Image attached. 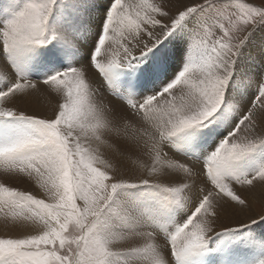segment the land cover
Returning <instances> with one entry per match:
<instances>
[{"label": "snow or ice", "instance_id": "snow-or-ice-1", "mask_svg": "<svg viewBox=\"0 0 264 264\" xmlns=\"http://www.w3.org/2000/svg\"><path fill=\"white\" fill-rule=\"evenodd\" d=\"M221 2L203 0L193 7L181 4L179 0H165L164 4H150L148 0H137L136 3L115 0L94 53L93 66L105 76L121 66L129 67L159 48L197 9L212 8ZM234 3L239 9L237 12L218 9L222 19L215 31L205 33L199 41L198 59L193 60L162 93L129 103L126 114L114 115L109 105L96 99V90L85 82V69L68 71L47 81V86H55L57 92H67V100L58 115L54 110L51 117L32 119L28 128L19 130L10 142L0 145V169L4 174L27 177L49 197L46 202L0 183V216L5 227L10 226L5 237L15 233V238H0V260L4 264H163V259L155 254L154 237L150 232L130 236L132 241L139 242V247L113 250L112 246L104 244V237L115 234L105 219V209L120 189L151 181L166 187L167 191L179 193L194 180V170L169 160L162 146L176 133L209 121L220 109L224 87L233 75L242 48L254 29L264 23V4L254 7L252 0H234ZM51 12L52 0L26 4L7 23L0 38L9 50L42 44ZM110 32L114 35L110 36ZM109 41H114L118 47L112 49L113 56L109 61L101 62L97 58L102 53L107 57L105 44ZM108 47L112 48V44ZM137 48L139 55H135ZM167 55L161 52L144 72L155 75L163 71ZM178 86L179 94L171 91ZM257 86L261 89L259 96L243 113L240 126L221 143L208 162V175L219 191L202 186L199 206L193 216L171 237L178 260L205 242L208 233L213 231V217L219 214L217 205L221 201L228 203L224 197H231L245 212L249 210L248 200L233 193V184L247 186L249 191L264 188V169L256 176L239 177L232 183L224 182L220 176L222 168L241 159L258 145H264V79ZM25 89H31V94L40 91L35 83L18 82L0 94V118L29 120L27 115L12 110L16 93ZM165 93L171 99L166 97L165 107L158 111V96ZM213 109V114L205 115ZM130 116H139L148 127L143 131L133 127L127 122ZM109 137L119 138L151 161L147 165L133 161L134 169L139 173L135 181L130 182L119 170H113L110 176L107 171L110 165L100 159L97 149L86 144L95 142L99 148L106 145ZM97 164H103L105 170H100L95 166ZM167 169L182 173L188 183L171 187L159 184ZM77 201H82V206ZM196 217L199 220L194 223ZM247 218L251 222L264 220V212ZM21 228L25 231L20 232ZM127 253H143L145 259H116Z\"/></svg>", "mask_w": 264, "mask_h": 264}, {"label": "bare ground", "instance_id": "bare-ground-1", "mask_svg": "<svg viewBox=\"0 0 264 264\" xmlns=\"http://www.w3.org/2000/svg\"><path fill=\"white\" fill-rule=\"evenodd\" d=\"M28 1L31 0H0V37L7 23L15 13L23 10ZM193 1L179 0L181 4L186 3L189 6L194 3ZM66 2L68 5L57 1L53 6L42 44L9 50L0 38V94L12 89L18 82L25 84L32 82L40 89L36 94H31V89L16 93L12 110L27 115L29 120L14 119L13 125L9 123L11 118H0V145L10 142L19 130L28 128L32 119L51 117L54 110L58 115L59 109L67 100V92L66 90L57 92L55 86H47V81L53 76L85 69V82L89 83L90 88L96 90V99L109 105L114 115H121L126 114V106L129 103L141 102L158 95L159 92L162 93L178 79L193 60L199 57L196 32L198 28L195 24L196 19L193 17L195 21L187 19L179 27L180 30L174 31L153 53L139 58L129 67L121 66L105 76L93 66V60L115 0H66ZM95 2L99 3L96 8L92 6ZM136 2L137 0H125V3ZM148 3L164 4L165 0H148ZM64 14H68L66 18ZM156 15L159 19V15ZM80 22H87L88 25ZM156 31L159 29L157 28ZM52 34L56 36V41L50 45V42L46 40ZM93 35H95L94 38ZM109 35L114 34L110 32ZM143 38L147 40V36ZM109 43L112 44V48L108 47ZM117 47L114 41L106 42L107 57L102 53L97 59L101 62L109 61L113 56L112 49ZM161 52L168 54L163 71L155 75L146 74L144 69L158 58ZM135 55H139V48L136 49ZM89 58H91V65L87 64ZM48 72L51 74L46 78L42 77V74ZM263 74L264 31L260 30L246 43L243 54H240L236 61L233 75L224 87V98L220 109L209 118V121L203 122L200 126L191 127L196 128V135L199 136L192 135V130L189 128L184 129L169 137L162 146L169 160L190 166L196 173L189 187L183 188L179 193L167 191L166 187H160L158 184H138L135 188L122 189L123 191L115 194L111 203L113 205L110 204V209L108 208L105 213L106 221L113 233L133 236L138 235L131 234L136 229H139L142 234L150 232L158 241H153L155 254L161 258L162 253L166 256L167 262L168 256L174 254L179 264H257L259 261L264 264L261 260L264 258V224L254 226L253 222L247 218L250 215H256L255 205L257 201L264 199V188L260 187L249 191L246 190L247 186L233 184L231 186L233 193L248 200L249 210L245 212L231 200V197H224L228 203L221 201L217 205L219 214L213 217V231L208 233L205 242L182 260H178L174 250H170L171 237L193 216L195 208L199 206L201 187L207 186L209 190L219 191L214 185L211 186L213 182L208 175V162L232 130L240 126L243 113L258 98L261 89L257 85L264 79ZM171 91L179 94V86ZM166 97L171 99L167 93L158 96L160 102L158 111L165 107ZM153 103L156 104L157 101ZM127 122L141 131L148 127L147 122L141 121L139 116H130ZM206 127L210 130L207 131ZM210 142H214L213 146ZM86 144L92 149H97L101 160L102 156L108 160L107 163L110 165L108 170L111 175L113 170H119L130 182L135 181L139 175L134 169L136 165L133 161L146 165L151 163L145 154L133 151L130 146L123 144L116 137L107 138L106 145L99 148L95 142H86ZM107 145L112 147L109 148ZM211 146L215 148L211 149ZM196 153L200 156L204 155V159L202 157L204 161L198 162ZM262 169H264V145H258L241 159L234 160L227 167L222 168L220 176L224 182L232 183L239 177L256 176ZM0 171L3 172V169ZM12 177L11 179L17 178ZM11 179L5 181L10 182ZM24 180L26 183L11 187L33 194L38 186L28 178ZM182 183H188L184 181L183 174L171 169H167L159 181V184L167 187ZM132 206L136 209L130 210ZM189 208L193 210L189 211ZM198 220L199 217H196L194 223ZM260 222L262 220L257 223ZM145 225L146 228H144ZM249 226L252 228L249 229ZM9 230L10 226L6 228L0 216V238H15V233L5 237V233ZM19 231L24 232L25 229L21 228ZM131 245L140 246L138 241H130L120 242L112 247L116 250L130 248ZM203 245L210 247V251L200 254L202 251L199 252V250L203 248ZM198 255L200 258L196 257ZM116 259L140 261L145 259V254L127 253ZM168 264H171V261Z\"/></svg>", "mask_w": 264, "mask_h": 264}, {"label": "rangeland", "instance_id": "rangeland-1", "mask_svg": "<svg viewBox=\"0 0 264 264\" xmlns=\"http://www.w3.org/2000/svg\"><path fill=\"white\" fill-rule=\"evenodd\" d=\"M59 2V3H61V1H62V3H65V5H68V3L66 2V0H52V12H53V6H55L56 5V2ZM32 2H43V0H31V1H28V3H32ZM194 3H192V4H190V6H193V7H195V6H197L198 4H200V3H202L203 2V0H194L193 1ZM246 2H248V0H246ZM27 3V4H28ZM252 4H253V6L254 7H259V6H261L262 4H264V0H252ZM94 8H96V7H98L99 6V3H97V2H95L93 5H92ZM227 9V11L228 12H237L239 9L236 7V5H235V3H234V0H222V2L220 3V4H218V5H216V6H214V7H212V8H209L208 6H205L203 9H197L195 12H193L188 18H186V20L187 19H193L194 20V18L196 19V21H195V24H196V26H197V41L199 42L200 40H201V38L204 36V34L205 33H207V32H209V31H215L214 29H215V27H217L218 26V24H219V22L221 21V19H222V16H220V14H219V12H218V9ZM51 12V13H52ZM67 15L68 14H64V17L66 18L67 17ZM194 17V18H193ZM186 20L183 22V23H185L186 22ZM80 23H82V24H84V25H88L87 24V22H80ZM182 23V24H183ZM181 24V25H182ZM181 27V26H180ZM178 30H180V28L178 29H176L175 31H178ZM260 30H263L264 31V23H262V24H259L255 29H254V31L252 32V34L250 35V37H249V39H248V41L250 40V39H252L254 36H255V34H256V32H259ZM174 33V32H173ZM104 34V33H103ZM219 36V33H217V37ZM95 37V35H93V38ZM97 37V36H96ZM102 37H100V39H101ZM176 40H178V39H176ZM175 40V41H176ZM55 41H56V36H54L53 34H52V36H50L47 40H46V42H50L49 44L51 45V44H54L55 43ZM247 41V42H248ZM47 45V44H46ZM64 46H65V44H64ZM244 48H245V46L242 48V53H240V54H243V52H244ZM153 53V52H152ZM240 56V55H239ZM243 56V55H242ZM92 58V57H91ZM91 58H89L88 59V61H87V64L88 65H91L92 64V62H91ZM51 73L50 72H48V73H46V74H42V77L44 76L45 78H46V76L47 75H50ZM264 75V74H263ZM7 84V83H6ZM159 94H160V92H159ZM2 121H4V119L2 120ZM14 122V119H12L11 121H9V123H13ZM13 125H14V123H13ZM217 126H218V122H217V124H216ZM237 127V126H236ZM207 128V131H209L210 130V128L209 127H206ZM189 130H192L191 131V134L192 135H195V136H199V135H196V128H189ZM234 130V129H233ZM232 130V131H233ZM215 142V141H214ZM213 142V143H214ZM219 142V141H218ZM218 142H217V146H218ZM211 143V142H210ZM213 143H211L212 144V146H213ZM215 145V147H217ZM212 146H211V149H214V148H212ZM216 153V152H215ZM195 156L197 157V161L198 162H201V161H204V160H202V157H203V159H204V155H202V156H200V155H198V153H196L195 154ZM199 156H200V158H199ZM102 160L103 161H106V162H108V160L105 158V157H103L102 156ZM95 166H97V167H99L100 168V170H105V168H104V166H103V164H97V165H95ZM109 169V168H108ZM107 169V171L109 172V170ZM4 174V172H1L0 171V183H6V186H19V185H22L23 183H26V181L24 180V179H26L24 176H13V177H17V178H14V179H11V175H5V177H4V180H3V175ZM109 175L111 176V174L109 173ZM12 177V178H13ZM11 179V181L10 182H6L5 180L6 179ZM23 178V179H22ZM15 180V181H14ZM13 181V182H12ZM209 181V183H210V180H208ZM212 182V181H211ZM19 184V185H18ZM147 184H153V183H151V182H148V183H146V185ZM38 186V185H37ZM211 186H212V183H211ZM135 188V187H134ZM122 189H120V190H118L117 192H116V194L118 193V192H120ZM124 190V189H123ZM122 190V191H123ZM149 190V189H148ZM33 195H35L37 198H40V199H44L46 202H48L49 201V197L47 196V194L46 193H44L43 192V190H41L40 188H39V186L37 187V189L33 192ZM116 195H114V197H115ZM113 197V198H114ZM113 201V200H112ZM177 201V200H176ZM112 203V202H111ZM110 203V204H111ZM77 204L78 205H80V206H82V204H83V202L82 201H77ZM111 205H113V204H111ZM115 206V205H114ZM122 206V204L120 205V207ZM109 209H110V205H109V207H108ZM107 208V209H108ZM169 208V207H168ZM107 209H105V213L107 212ZM133 209H136L135 207H130V210H133ZM191 210H193V208H189V211H191ZM126 211V210H125ZM255 212H256V214H260V213H262V212H264V199H260L259 201H257V204L255 205ZM106 219V218H105ZM259 220H257L256 222H253V224H254V226H257V225H260V226H262L263 224H264V220H262V222H260V223H257ZM144 228H146V225L144 226ZM252 228V226H249V229H251ZM249 229H247V230H249ZM123 233H125V232H123ZM126 234V233H125ZM131 234H142V233H140L139 232V229H136L135 231H133ZM127 235V234H126ZM159 240H161V238H159ZM153 241H155V242H158L157 240H153ZM160 243V242H159ZM161 244V243H160ZM131 247H136V246H133V245H131L130 246V248ZM203 248H201L200 250H199V252L200 251H202V252H200V254L201 253H205V252H207V251H210V247H207L206 245H203L202 246ZM204 251H203V250ZM264 254V253H263ZM173 256V257H172ZM172 256L170 255V256H168L169 257V261H171V264H174V254H172ZM197 258H200V255H198V256H196ZM207 257V256H206ZM205 257V258H206ZM161 258L163 259V261H165V264H168V262H167V260H165L166 259V256L165 255H163L162 253H161ZM204 258V259H205ZM11 258H9V260H10ZM262 261H264V258H262L261 259ZM177 261V260H176ZM178 262V261H177ZM0 264H4V261L3 260H0ZM178 264H179V262H178ZM257 264H261V261H259V262H257Z\"/></svg>", "mask_w": 264, "mask_h": 264}, {"label": "clouds", "instance_id": "clouds-1", "mask_svg": "<svg viewBox=\"0 0 264 264\" xmlns=\"http://www.w3.org/2000/svg\"><path fill=\"white\" fill-rule=\"evenodd\" d=\"M215 109H213L211 112L206 113L205 115H211ZM132 241L131 237L128 235H109L103 238V243L108 245V246H113L116 245L120 242H130ZM163 264H165V261H163Z\"/></svg>", "mask_w": 264, "mask_h": 264}]
</instances>
